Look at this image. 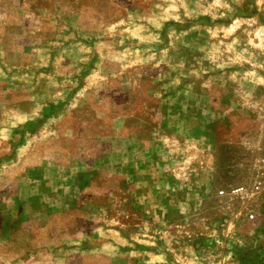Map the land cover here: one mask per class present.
<instances>
[{"label":"rangeland","instance_id":"1","mask_svg":"<svg viewBox=\"0 0 264 264\" xmlns=\"http://www.w3.org/2000/svg\"><path fill=\"white\" fill-rule=\"evenodd\" d=\"M0 264H264V0H0Z\"/></svg>","mask_w":264,"mask_h":264},{"label":"built area","instance_id":"2","mask_svg":"<svg viewBox=\"0 0 264 264\" xmlns=\"http://www.w3.org/2000/svg\"><path fill=\"white\" fill-rule=\"evenodd\" d=\"M254 188L257 189L258 187L255 186ZM242 192H243L242 187L229 189L227 191L219 190V191H217V196L218 197H232V196H235L237 194H241ZM252 217H253V215L249 214L248 218L251 219Z\"/></svg>","mask_w":264,"mask_h":264}]
</instances>
